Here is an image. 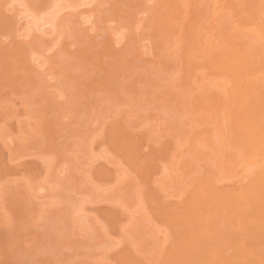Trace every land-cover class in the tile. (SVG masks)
Instances as JSON below:
<instances>
[{
  "label": "rangeland",
  "instance_id": "obj_1",
  "mask_svg": "<svg viewBox=\"0 0 264 264\" xmlns=\"http://www.w3.org/2000/svg\"><path fill=\"white\" fill-rule=\"evenodd\" d=\"M263 171L264 0H0V264H165L151 208ZM212 208L198 251L263 264Z\"/></svg>",
  "mask_w": 264,
  "mask_h": 264
},
{
  "label": "bare ground",
  "instance_id": "obj_2",
  "mask_svg": "<svg viewBox=\"0 0 264 264\" xmlns=\"http://www.w3.org/2000/svg\"><path fill=\"white\" fill-rule=\"evenodd\" d=\"M49 24V23H48ZM55 28V27H54ZM113 42V41H112ZM111 45V44H110ZM134 144H135V148L136 149H140V147H139V144L138 145H136V143L134 142ZM159 153V152H158ZM159 154H161V152L159 153ZM156 156V155H155ZM139 157V158H138ZM159 157H160V155H159ZM132 158V160H133V162L135 161H137V162H139L140 161V159H141V153H140V151H138V153H135V154H133V156L131 157ZM134 158V159H133ZM154 159V158H153ZM156 159V158H155ZM152 160V159H151ZM130 161V160H129ZM157 163V162H156ZM155 164V163H154ZM155 166H156V164H155ZM154 166V167H155ZM161 169V168H160ZM142 170V169H141ZM141 170L139 171V172H141ZM258 176H259V178H258ZM258 176H257V179L255 178V180H254V178H252L253 179V181H252V179H251V181L250 180H247L246 182L245 181H243V182H245V183H243V185L241 184V186L240 187H238V188H233V189H226V190H223V191H219L215 186H213V184H212V182L211 181H209L208 182V184L207 185H205L206 186V188H205V186H204V188L206 189V190H204L203 188V190L204 191H207V196H205V197H207V199L206 198H203L202 200L203 201H201L198 197L200 196H202V195H205V193L206 192H200V193H202L201 195L200 194H198V196H193V198H192V200L191 199H187L188 201H186V202H184L185 203V205H181V202H179L180 203V205H176L175 206V204L177 203H175L174 205H169V203L167 202V200H165V199H162L163 201H165V202H163V201H161L162 203H160L159 201L161 200H157V202H154V203H158V205L156 206H154V203H153V206L155 207V208H151V214H152V212H153V210H154V214H156V218L155 219H160V220H158V222H161L162 221V224H164L165 226H166V224H168L169 226V228H171L173 231H175L174 233H176L177 234V236H176V234L174 235V236H176L175 238H177L178 239V241H180L179 242V246H178V244H177V247H174L175 245H173V248H176V250H174L173 248L171 249V250H173V251H168V255H169V257H167L166 259L167 260H164V262H166L165 264H167V263H169V264H257V262H258V259H259V263L260 264H262L261 262V254H260V256L261 257H259V255L256 257V253H257V251H256V253H255V251H253V250H251V248L249 249V248H247V246H245V244H244V242H243V245H241V243H240V246H239V248L240 249H237L238 251H235V254L237 253V255H235V258H236V256H237V258H236V260L238 261H233V258L234 257H232V256H234V255H232V256H227L226 255V253L224 252V250H223V248H221V250H220V248H219V246L220 247H222L221 245H219V244H217V246H215V247H207L206 245H205V247L208 249V250H205V248H203L202 249V251L200 252V251H198L199 249L197 248V246H199V245H195L196 244V242L198 241V240H196L197 238H200L201 236L203 237L202 238V240L204 239V238H207L208 236H206V235H208V234H206V233H208L209 232V228L207 227V229H208V231H205L206 230V224H208V223H210V220L209 219H212L211 218V216L209 217V218H207L208 216H209V214H208V216H206V215H204L205 214V212H204V214H203V207L205 208V209H210V208H212L214 205H215V207H213L212 209H211V211H214V212H216V214L217 213H220L221 211H222V209H226V210H231L230 212L231 213H233L234 212V214H235V216H236V214H237V216L239 217V216H242V217H249V218H247V219H253L254 221H251V222H254V225L253 226H255V228L254 227H252L253 229H257V228H260V224H261V222L259 223V225H256V224H258V222H256L255 221V219L258 221L259 220V218H260V220L264 217V171L263 172H260V173H258ZM256 177V176H255ZM158 189V188H157ZM201 189V190H202ZM163 191V190H162ZM167 191V190H166ZM200 191V190H199ZM150 192H153L152 194H154V191H151L150 190ZM164 192V191H163ZM197 192V191H196ZM197 193H199V192H197ZM150 194V197L148 196ZM155 194H157V193H155ZM195 194V193H194ZM147 196L149 197V201H150V198H154V196H151V193H147ZM157 196V195H156ZM209 196V197H208ZM147 197V198H148ZM211 197V198H210ZM155 199V198H154ZM212 201H211V200ZM153 200V199H152ZM191 200V201H190ZM199 200H200V202H199ZM155 201H156V199H155ZM190 201V202H189ZM206 201H209L210 203H208V204H205L206 203ZM256 201V203H255V207H256V211L259 209L257 206H258V204L260 203V205H261V207H260V209H259V211H261V214H260V217H258L259 216V211L258 212H255L254 211V209H253V202H255ZM140 202V201H139ZM203 202V203H202ZM205 202V203H204ZM259 202V203H258ZM144 203H145V201H144ZM150 203V202H149ZM168 203V204H167ZM186 203H188V204H186ZM170 204H173V203H170ZM190 204V205H189ZM219 204V206H220V209H221V207H222V209L220 210L219 209V206H217V205ZM149 205V204H148ZM147 205V206H148ZM151 205H152V203H151ZM187 205H189V206H187ZM208 205H210V206H208ZM213 205V206H212ZM224 205H225V208H224ZM257 205V206H256ZM141 206V205H140ZM208 206V207H207ZM143 207V206H142ZM152 207V206H151ZM216 207H218V209L219 210H217L216 209ZM227 207V208H226ZM146 208V207H145ZM145 208H143V209H145ZM149 208V207H148ZM258 208V209H257ZM147 209H145V211H146ZM218 212H217V211ZM144 211V210H143ZM208 211V210H207ZM210 211V210H209ZM149 212V211H148ZM148 212L146 211L145 213H147L148 214ZM225 212V211H224ZM150 213V212H149ZM151 214H148L149 215V217H150V215ZM200 214H202V215H204L205 217H202ZM222 214V213H221ZM233 214V215H234ZM109 215V214H108ZM147 215V216H148ZM232 217V216H231ZM242 217L240 218V220L242 219ZM257 217V218H256ZM154 218V217H153ZM150 219V218H149ZM154 219V220H155ZM223 219V218H222ZM225 219H226V217H225ZM228 219V218H227ZM244 219V218H243ZM242 219V220H243ZM209 221V222H207V221ZM230 220V219H229ZM150 221H152V220H150ZM156 221V220H155ZM235 221V220H234ZM234 221H232V222H234ZM238 220L236 219V222H237ZM157 222V221H156ZM115 223V222H114ZM211 223H212V221H211ZM239 223H240V221H239ZM159 224V223H158ZM203 224H205L204 226H203ZM220 224V223H219ZM230 224V223H229ZM237 224V223H236ZM247 224V223H246ZM156 225V224H155ZM209 225V224H208ZM241 225V224H240ZM264 218H263V223L261 224V226L264 228ZM157 226V225H156ZM161 225L159 224V228H161L160 227ZM211 226H214V225H211ZM229 226V225H228ZM243 226H244V224H243ZM248 227H249V225H247ZM257 226V227H256ZM259 226V227H258ZM167 227V226H166ZM233 227V226H232ZM231 227V228H232ZM213 228V227H212ZM217 228V227H216ZM215 228V229H216ZM237 228V227H236ZM262 228V229H263ZM158 229V228H157ZM214 229V228H213ZM212 229V230H213ZM249 229V228H248ZM261 229V228H260ZM163 229H161V231H162ZM166 230H167V228H166ZM235 230H237V229H235ZM239 230V229H238ZM243 230V229H242ZM247 230V229H246ZM250 230H251V228H250ZM259 230V229H258ZM160 231V230H159ZM168 231H169V229H168ZM211 231V230H210ZM218 231V230H217ZM217 231L216 232H214V234L215 233H217ZM206 232V233H205ZM219 232V231H218ZM237 232V231H236ZM245 232V231H244ZM250 232H252V231H250ZM170 233V232H169ZM231 233V232H230ZM172 234V233H171ZM170 234V235H171ZM210 234V233H209ZM228 234V233H227ZM239 234H241V233H238V235ZM255 234V233H254ZM164 235H166L167 236V234H164ZM231 235V234H230ZM257 235H259V233L257 234ZM261 235V234H260ZM240 236V235H239ZM211 237V236H210ZM209 237V238H210ZM212 238V237H211ZM211 238H210V241H211ZM229 238V237H228ZM262 238V237H261ZM233 239V238H232ZM260 239V238H259ZM240 240V239H239ZM238 240V241H239ZM209 241V242H210ZM214 241V240H213ZM216 241V240H215ZM222 241V240H221ZM250 241V240H249ZM201 241H199V243H200ZM217 242V241H216ZM254 242V241H253ZM172 243H173V240H172ZM203 243H207V241L206 242H203ZM203 243L201 244V245H203ZM213 243V242H212ZM257 243V242H256ZM174 244V243H173ZM176 244V243H175ZM211 244V243H210ZM239 244V243H238ZM169 245H171V244H169ZM168 245V246H169ZM208 245H209V243H208ZM210 246V245H209ZM213 246H214V244H213ZM252 246V245H251ZM256 246V245H255ZM200 248H202V247H200ZM217 248H219V250L220 251H218V249ZM229 248H231V246L229 247ZM256 248H257V246H256ZM253 249H255L254 247H253ZM257 249H259V248H257ZM262 249V248H261ZM222 250H223V252H222ZM264 250V249H263ZM227 251V250H226ZM260 252H262V251H260ZM170 253H172L173 255L171 256V254ZM255 253V254H254ZM259 253V252H258ZM257 253V254H258ZM225 254V255H224ZM167 255V254H166ZM264 255V254H263ZM123 256V255H122ZM126 255H124L123 257H124V260H123V262H124V264L126 263V260H127V258L128 257H130V256H126ZM165 256V255H164ZM171 256V257H170ZM231 257V258H230ZM122 258V257H121ZM126 258V259H125ZM131 258V257H130ZM130 258H128V259H130ZM170 260H169V259ZM238 258H239V260H238ZM132 259H134L133 260V262L135 263V264H139L138 262H137V258H136V262H135V258H132ZM121 260V261H122ZM139 261V260H138ZM169 261V262H168ZM129 262H130V260H129ZM133 262H130V263H133ZM127 264H129L128 263V260H127ZM144 264V263H143ZM263 264H264V262H263Z\"/></svg>",
  "mask_w": 264,
  "mask_h": 264
}]
</instances>
